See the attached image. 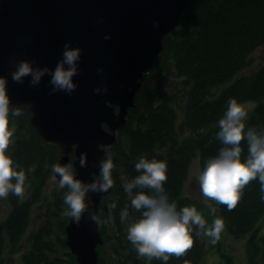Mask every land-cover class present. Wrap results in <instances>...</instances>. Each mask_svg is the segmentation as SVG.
Returning <instances> with one entry per match:
<instances>
[{"label": "trees", "instance_id": "obj_1", "mask_svg": "<svg viewBox=\"0 0 264 264\" xmlns=\"http://www.w3.org/2000/svg\"><path fill=\"white\" fill-rule=\"evenodd\" d=\"M187 7L178 29L164 38L165 52L142 80L136 108L128 112L127 125L118 133L114 146L118 163L112 171L113 191L100 204L104 244L97 247L98 253L106 250L111 258L107 262L100 255L102 264H164L162 260L140 257L127 239L129 226L142 216L131 207V198L140 191L151 194V190L137 187L130 196L121 176L131 181L140 175L135 164L142 156L166 160L168 179L164 188L169 200L175 201L178 208L193 206L195 202L183 192L185 181L193 160L198 157L202 171L205 162L223 146L216 138L219 129L212 127L224 116L228 101L236 98L240 103L256 102L257 107L249 114L246 125L257 131L264 129V62L256 72L240 76L251 64L252 54L264 46V0H190ZM175 83L184 91L181 122ZM14 108L21 115L12 117L11 123L23 120L17 124L11 155L25 172V185L31 182L33 187L32 197L26 201L11 193L8 195L11 207L0 219V264H78L64 239L65 228L71 221L65 214L67 188L54 192L40 228L29 238L30 249L20 251L21 240L31 222L32 206L41 200L46 166L56 160L57 147L38 138L31 128L28 107ZM242 146L246 156V142ZM262 196L259 181L253 180L244 189L235 209L229 211L219 204L226 231L233 238L245 241L246 264H264ZM107 206L109 222H106ZM125 211L128 215L122 221L121 214ZM61 247L62 255L59 254ZM204 255L202 237L194 233L193 247L179 258L170 256L167 264H203ZM222 259L225 264H235L224 253Z\"/></svg>", "mask_w": 264, "mask_h": 264}, {"label": "water", "instance_id": "obj_2", "mask_svg": "<svg viewBox=\"0 0 264 264\" xmlns=\"http://www.w3.org/2000/svg\"><path fill=\"white\" fill-rule=\"evenodd\" d=\"M189 1L0 0V78L11 104L29 108L31 128L58 147V165L71 163L82 185L99 186L109 153L118 163L117 133L126 127L142 80L164 54V38L178 29ZM68 49L80 50L70 90L52 82ZM22 63L32 72L15 81ZM112 191L113 186L107 192L89 188L79 223L71 218L65 228V244L78 264H101L99 206Z\"/></svg>", "mask_w": 264, "mask_h": 264}, {"label": "clouds", "instance_id": "obj_3", "mask_svg": "<svg viewBox=\"0 0 264 264\" xmlns=\"http://www.w3.org/2000/svg\"><path fill=\"white\" fill-rule=\"evenodd\" d=\"M79 54V49H68L64 52V61L55 70L52 80L58 88L70 90L73 87L72 77L76 71L74 65ZM65 63L71 67L65 69ZM31 72L29 64L22 63L13 74V79L20 81ZM39 78L38 73L33 82L35 83ZM19 115H21L19 109L11 104L6 81L0 78V198L2 199H6L10 193L22 197L25 191V172L8 151L16 131L11 118ZM247 117L248 105L231 98L224 116L218 121L219 130L216 138L223 146L216 156L205 162L198 176L203 197L226 206L229 211L236 208L243 198L244 189L253 180L259 181L260 191L264 193V129L257 131L255 127H248ZM245 142L246 156L243 155L242 146ZM81 164H84L83 160ZM113 168V154L109 153L107 159L102 161L100 169L102 182L99 186L95 183L84 186L75 178L71 163L64 166L53 165L52 181L55 182L59 176V188L69 189L64 195V203L68 206L65 214L79 223L86 208L87 191L91 188L107 192L113 185ZM135 170L140 175L131 181L121 176L126 192L131 196L133 189L137 187L151 190V194L140 191L131 198V207L141 212L142 216L129 226L127 239L140 257H146L149 261L162 260L167 264L170 256L179 258L193 247L194 233L195 236L208 237L213 245L217 243L225 226L222 218L214 219L209 226L203 213L195 206L178 208L175 201L169 200L164 188L168 179L166 160L148 159L142 156L135 164ZM208 208L213 214L215 213L216 210L211 204ZM127 215V211L123 212L121 220L123 221Z\"/></svg>", "mask_w": 264, "mask_h": 264}, {"label": "rangeland", "instance_id": "obj_4", "mask_svg": "<svg viewBox=\"0 0 264 264\" xmlns=\"http://www.w3.org/2000/svg\"><path fill=\"white\" fill-rule=\"evenodd\" d=\"M264 62V46L257 49L256 52H254L252 54V62H251V66H249L247 68V70H245L244 72L240 73V76H244L247 74H252L254 72H256L262 65V63ZM175 89L178 93V98L177 101H179V106L177 107L178 110V114H179V122L182 121L183 118V102L181 99H183V95H184V91H181V87L179 83H175ZM223 89H218L217 93H220ZM174 93L171 91V94ZM248 105V116L249 113L252 112L257 106V103L254 101H249L246 103ZM249 117H247L248 119ZM22 121V119H19V121ZM14 120L13 124L16 128V131L14 133L13 136V143L10 144L9 146V153H13V144L15 142V135L17 134V130H18V122ZM218 128V124L214 125L212 128ZM37 133V132H36ZM38 135V134H37ZM55 147V146H54ZM56 153L58 154L59 151L58 149L55 150ZM59 155H57L58 158H56L55 161H52V163H48L46 168H47V173L45 174V184L44 187L42 186L40 189L41 191V200L39 202H36L33 206H32V216H31V222L30 225L28 227V229L26 230L23 238H22V242H21V247H20V251L21 253H24L26 251H28L30 249V236L33 233V231L37 230L38 228H40L42 221L44 219L48 204L52 202L53 199V194L56 190L60 189L59 188V181L56 178V181L53 182L51 177L54 175L52 168L53 165H58V162L60 160L61 157H59ZM34 172V169L33 171ZM201 172V168H200V163H199V159L197 157V159L193 160V163L190 167V171H189V175H188V179L185 184V188H184V195L185 197H188L190 199H192L195 202V206L197 208L198 211H200L201 213H203V216L207 222V224L209 226H211L212 222L214 221V219L216 218H220V211H219V204H217L214 201L211 200H207L203 197L201 191H200V187H199V182H198V176ZM33 185L31 182L26 183L25 185V191L23 193L22 199L21 200H28L32 197V188ZM69 191V189H68ZM67 191V192H68ZM8 197L6 199H2L0 198V219L5 217L6 214L9 213V209H10V205H9V201ZM211 204L213 208H215V213L213 214L211 209L208 208V205ZM66 210V209H65ZM206 212V213H205ZM66 236V234H65ZM64 236V238H65ZM202 239L203 242L205 244V256H204V264H225V262L223 261L222 257H221V251L226 253V254H230L233 255V260L235 262H237L238 264L241 263H245L244 261V257H245V250H244V244L242 242V240H237V239H233L231 237V235L228 233V231H226V228L224 226V229L221 232V236L220 239L217 241L216 244H212L210 243V239L208 237H205L203 235ZM55 242V241H54ZM64 253V250L60 249L59 254L62 255ZM101 255L100 258H102L104 261L110 262L111 258L110 255L108 254V252L106 250H103L102 252L99 253V256Z\"/></svg>", "mask_w": 264, "mask_h": 264}, {"label": "bare ground", "instance_id": "obj_5", "mask_svg": "<svg viewBox=\"0 0 264 264\" xmlns=\"http://www.w3.org/2000/svg\"><path fill=\"white\" fill-rule=\"evenodd\" d=\"M249 66H251V65H249ZM247 70V69H246ZM251 113V112H250ZM249 113V114H250ZM249 117V116H248ZM107 208H108V210H109V207L107 206ZM105 210H106V207H105ZM99 216H100V206H99ZM98 216V217H99ZM106 216H107V211H106ZM100 218V217H99ZM109 220H110V216H109V212H108V219H107V217H106V222H109ZM100 224H101V219H100ZM68 226V225H67ZM229 233V232H228ZM66 236H67V233H66ZM101 236H102V234H101ZM202 237V236H201ZM232 237V236H231ZM66 238V237H65ZM233 238V237H232ZM233 239H237V240H241V239H243V238H233ZM203 240V239H202ZM242 242H243V244H244V250H245V241L244 240H242ZM204 246H205V244H204ZM222 253H224V252H222L221 251V257H222ZM224 254H226V253H224ZM227 256H229V257H232L233 255H230V254H226ZM205 256V255H204ZM233 258V257H232ZM234 261V260H233ZM244 261H245V263H241V264H246V250H245V257H244ZM204 262V261H203ZM235 262V261H234ZM204 264V263H203ZM235 264H238L237 262H235Z\"/></svg>", "mask_w": 264, "mask_h": 264}, {"label": "flooded vegetation", "instance_id": "obj_6", "mask_svg": "<svg viewBox=\"0 0 264 264\" xmlns=\"http://www.w3.org/2000/svg\"><path fill=\"white\" fill-rule=\"evenodd\" d=\"M105 128H107V127H105ZM39 138V137H38ZM42 141H44L43 139H42ZM45 142V141H44ZM45 144H46V142H45ZM48 144V143H47ZM53 146V145H52ZM57 149H58V147H57ZM58 151H59V149H58ZM60 154V156H61V153H60V151H59V153L57 154V155H59ZM59 156V157H60ZM70 158H73L74 157V154L72 153L71 154V156H69ZM55 158H56V156H55ZM58 158V157H57Z\"/></svg>", "mask_w": 264, "mask_h": 264}]
</instances>
